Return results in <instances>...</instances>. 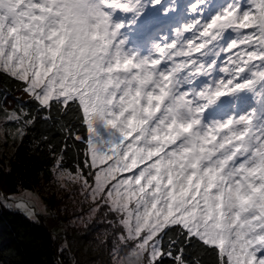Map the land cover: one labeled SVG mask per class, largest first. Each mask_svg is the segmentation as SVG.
<instances>
[{
    "label": "snow or ice",
    "instance_id": "obj_1",
    "mask_svg": "<svg viewBox=\"0 0 264 264\" xmlns=\"http://www.w3.org/2000/svg\"><path fill=\"white\" fill-rule=\"evenodd\" d=\"M0 77V143L58 130L32 143L98 264H264V0H0Z\"/></svg>",
    "mask_w": 264,
    "mask_h": 264
},
{
    "label": "trees",
    "instance_id": "obj_2",
    "mask_svg": "<svg viewBox=\"0 0 264 264\" xmlns=\"http://www.w3.org/2000/svg\"><path fill=\"white\" fill-rule=\"evenodd\" d=\"M5 89L8 91V99L11 101L14 88L3 77H0V95L4 93ZM14 94L20 95L19 93ZM41 132H51L57 139L59 138L57 129H51L50 126L41 123L37 124L24 142L18 145L14 154L8 145L2 150L0 154V191L5 193L16 191L17 182L22 183L25 188L30 190H38L43 183L48 182L47 154L41 150L42 146L38 148L32 143L33 137L39 136ZM9 156H11L10 161ZM42 197L48 206L49 214H56L57 218L63 222L67 214L55 212L53 206L56 202H52L48 197ZM75 235H71L68 240L72 243L75 259L81 263L78 257L83 251H80L82 249L77 252L74 250L77 249ZM84 244L83 249H91L90 243L88 247L86 243ZM57 245L52 231L47 228L44 222L39 219L33 222L22 212L0 205V264H54L57 259ZM92 254H95L94 251ZM60 259L63 260V264H70V257L67 253ZM165 264L168 262L166 261Z\"/></svg>",
    "mask_w": 264,
    "mask_h": 264
},
{
    "label": "rangeland",
    "instance_id": "obj_3",
    "mask_svg": "<svg viewBox=\"0 0 264 264\" xmlns=\"http://www.w3.org/2000/svg\"><path fill=\"white\" fill-rule=\"evenodd\" d=\"M181 2H184V0H181ZM5 146V144L0 143V154L2 150L5 149ZM36 191L40 194L42 199V196H44L45 198L48 197L52 202H56L53 208L56 209V206H59V201L53 196L51 185L48 182L43 183L42 186H40ZM71 218H73L71 215V211L67 214L63 222L57 218L56 214L52 215V213L49 214V212L47 215H37V219L44 222L47 228L52 231L53 235H55L57 232H60L62 236H66L68 239L71 235L76 234L74 238H76L75 240H77V249L74 250H76L77 252L78 250L82 249L80 251H83V253L78 257V260L81 261V263L79 264H98V261L101 260L102 257L98 256L95 251L94 253L96 255L92 254L91 249L94 248L97 234L102 232L104 229L103 224H101L99 220H96L94 222L89 223L87 226L81 224L71 225L69 224V220ZM57 243H59L58 240ZM84 243H86L87 247L90 243L89 246L91 249H83V247L85 246Z\"/></svg>",
    "mask_w": 264,
    "mask_h": 264
}]
</instances>
